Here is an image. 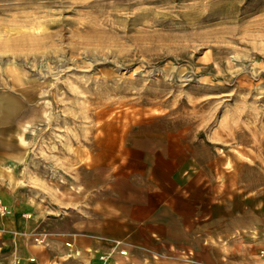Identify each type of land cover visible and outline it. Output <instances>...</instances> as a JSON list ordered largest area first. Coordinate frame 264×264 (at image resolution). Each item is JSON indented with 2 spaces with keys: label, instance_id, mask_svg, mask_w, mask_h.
Masks as SVG:
<instances>
[{
  "label": "rangeland",
  "instance_id": "obj_1",
  "mask_svg": "<svg viewBox=\"0 0 264 264\" xmlns=\"http://www.w3.org/2000/svg\"><path fill=\"white\" fill-rule=\"evenodd\" d=\"M1 99L8 264H253L264 0H0Z\"/></svg>",
  "mask_w": 264,
  "mask_h": 264
},
{
  "label": "crops",
  "instance_id": "obj_2",
  "mask_svg": "<svg viewBox=\"0 0 264 264\" xmlns=\"http://www.w3.org/2000/svg\"><path fill=\"white\" fill-rule=\"evenodd\" d=\"M1 104H2V109H6L4 108L3 104H4V100L1 99L0 100ZM7 133V132H6ZM6 162H2L0 160V168L6 166L7 164H5ZM4 165V166H3ZM19 219V215L18 213H15L12 216H7V217H0V264H8L9 263V252L11 251V247H12V243H11V231L14 229H20L23 225L20 222ZM125 227L124 224L122 223H118V228H119V233L117 235L118 238H124L126 231L123 228ZM156 231V235L159 236L160 239H163L164 241H176L175 238H173V232H170V229H164V227L162 226H157V228L155 229ZM126 238V237H125ZM82 240L79 239V245L80 246H86V244H82ZM94 245L97 246L98 243H96L95 241H90L88 245ZM260 243H258L256 249H255V254H254V260H253V264H256V260H255V255L258 249ZM46 255H48V253H44V252H38L37 253V258H38V262L39 263H33V264H42L44 262V260L46 259ZM116 257L118 258L119 256H114V259H110L107 261L106 264H115V259Z\"/></svg>",
  "mask_w": 264,
  "mask_h": 264
},
{
  "label": "built area",
  "instance_id": "obj_3",
  "mask_svg": "<svg viewBox=\"0 0 264 264\" xmlns=\"http://www.w3.org/2000/svg\"><path fill=\"white\" fill-rule=\"evenodd\" d=\"M5 213H7V208L5 205L0 203V214H5ZM255 260H256V264H264V232L261 235V240L255 255Z\"/></svg>",
  "mask_w": 264,
  "mask_h": 264
},
{
  "label": "bare ground",
  "instance_id": "obj_4",
  "mask_svg": "<svg viewBox=\"0 0 264 264\" xmlns=\"http://www.w3.org/2000/svg\"><path fill=\"white\" fill-rule=\"evenodd\" d=\"M4 108H7V100H4V104H3ZM9 106V105H8ZM10 107V106H9ZM8 107V108H9Z\"/></svg>",
  "mask_w": 264,
  "mask_h": 264
}]
</instances>
